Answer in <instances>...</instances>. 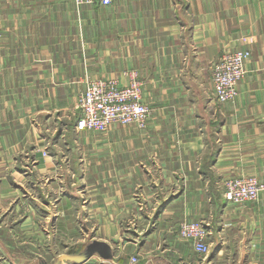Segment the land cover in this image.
<instances>
[{
    "label": "crops",
    "instance_id": "0c3cea01",
    "mask_svg": "<svg viewBox=\"0 0 264 264\" xmlns=\"http://www.w3.org/2000/svg\"><path fill=\"white\" fill-rule=\"evenodd\" d=\"M237 48L247 74L221 103L211 63ZM131 70L147 127L79 131L85 81ZM229 175L264 181V0L1 1L0 264H55L95 239L112 258L61 264H264V190L227 203ZM184 218L210 222V252L178 236Z\"/></svg>",
    "mask_w": 264,
    "mask_h": 264
},
{
    "label": "built area",
    "instance_id": "2783aa9c",
    "mask_svg": "<svg viewBox=\"0 0 264 264\" xmlns=\"http://www.w3.org/2000/svg\"><path fill=\"white\" fill-rule=\"evenodd\" d=\"M114 0H75L76 4L109 6ZM250 49L224 51L211 63L213 94L218 102H233L239 95V82L247 74ZM129 81L121 85L116 79H87L86 86L78 93L79 116L76 128L107 131L113 124L136 125L146 128L152 108L143 100V84L138 71L128 73ZM264 181L255 175H229L222 181L223 197L227 203L244 205L259 198ZM210 222L207 219L179 221L178 236L189 241L194 250L205 253L210 250ZM137 261L132 257L131 263Z\"/></svg>",
    "mask_w": 264,
    "mask_h": 264
},
{
    "label": "water",
    "instance_id": "95a60500",
    "mask_svg": "<svg viewBox=\"0 0 264 264\" xmlns=\"http://www.w3.org/2000/svg\"><path fill=\"white\" fill-rule=\"evenodd\" d=\"M113 246L103 240H93L86 245V247L77 253H64L55 264H61L65 261H71L74 263H83L91 258L95 254H99L105 259H110L114 255Z\"/></svg>",
    "mask_w": 264,
    "mask_h": 264
},
{
    "label": "rangeland",
    "instance_id": "374dc122",
    "mask_svg": "<svg viewBox=\"0 0 264 264\" xmlns=\"http://www.w3.org/2000/svg\"><path fill=\"white\" fill-rule=\"evenodd\" d=\"M1 1L2 0H0V4H1ZM241 49V48H240ZM252 53V52H251ZM251 56H252V54H251ZM251 58V57H250ZM79 116V115H78ZM26 246H27V248H30V249H33L34 251H37L38 252V250H43L41 247H38L39 245H37L36 246V244H33V243H31V244H26ZM210 247H211V242H210ZM64 248V250H65V248L66 247H63ZM79 248V246L77 247V249ZM68 249H70V250H67L66 249V251H69V252H71L72 250L74 251L75 249L73 248L72 249V247L71 248H68ZM198 252V251H197ZM208 252H210V250L208 251ZM208 252H205V253H208ZM200 253V252H199Z\"/></svg>",
    "mask_w": 264,
    "mask_h": 264
}]
</instances>
